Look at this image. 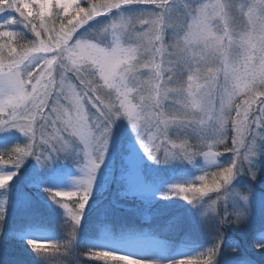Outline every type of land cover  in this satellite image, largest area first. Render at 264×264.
I'll list each match as a JSON object with an SVG mask.
<instances>
[{
  "label": "snow or ice",
  "instance_id": "obj_1",
  "mask_svg": "<svg viewBox=\"0 0 264 264\" xmlns=\"http://www.w3.org/2000/svg\"><path fill=\"white\" fill-rule=\"evenodd\" d=\"M12 130L27 140L0 152V238L13 189L40 211L30 158L79 172L44 189L66 235L28 240L36 264H264V0H0V133ZM175 166L200 174L169 183ZM129 200L142 225L118 218ZM204 232L209 247L176 257ZM82 234L111 247L80 249Z\"/></svg>",
  "mask_w": 264,
  "mask_h": 264
},
{
  "label": "rangeland",
  "instance_id": "obj_2",
  "mask_svg": "<svg viewBox=\"0 0 264 264\" xmlns=\"http://www.w3.org/2000/svg\"><path fill=\"white\" fill-rule=\"evenodd\" d=\"M126 123V122H122ZM27 140L26 137L23 136L17 130H12L7 133H0V152H3L5 149L13 148L17 144H23ZM137 150L138 146H137ZM141 155L142 152L140 153ZM147 165L151 166L152 168L157 167H167V166H156L151 161H147L146 157L144 158ZM5 171H13L14 169L8 168L4 169ZM29 173L39 175L40 177V187L36 189L33 185H28L26 190H33L38 191V203L40 206L39 213H27L23 207L18 202L15 189L11 191L8 195V208H9V215L6 217L8 222V227L13 228V235L11 238L8 239H16L18 241H23L22 243L28 244V240L30 239H56L59 240L58 237L61 235H66L64 231V221L65 217L63 214V209H60L58 205L52 203V201H48L49 194L44 189L45 188H53L56 190H68L73 186L74 180L79 175L78 169L72 164L70 161L60 160L56 162L50 170L46 173H42L40 165L34 159H29L24 168L21 169V174L23 176H27ZM169 177V183L175 182H183L190 179H193L195 176L200 174L199 168H192L191 166H175V168L171 172L164 173ZM14 185L19 187V178L17 181L13 182ZM167 185H164L161 188L156 189V198L159 200V195L163 191H165ZM42 195H46L47 198H42ZM111 197V193L105 194V199ZM4 199V195L0 194V202ZM133 201V200H131ZM138 202L137 200H134ZM186 202L184 201H177L174 204L170 205L174 211L183 212L184 209L181 207ZM140 205V201H139ZM190 207V206H189ZM118 218L125 220L129 223L142 225L143 220L142 218L136 214V208L129 207L127 211L121 210L118 212ZM237 234H240L244 240L245 245L248 244L247 237L243 236L242 233L238 232L235 228H232ZM8 239L0 238V264H6L3 261V256L5 255V243ZM93 240L94 242H89ZM204 239V244L209 242L212 243L211 233L204 232L198 233L196 236V241H202ZM79 246H83L85 248L88 247H111V245L106 244L101 238H89L87 236H81L79 241ZM201 244L199 243V248ZM205 247V246H204ZM80 248V247H79ZM125 250L126 249H120ZM7 251V250H6ZM176 257L178 258L180 254H183L186 250L184 249H173L172 250ZM8 258H6L7 260ZM80 259V258H79ZM81 264H90L93 262L94 264H98L101 261L95 260H88L86 257H81L80 259ZM31 264V263H28ZM33 264H36L34 261Z\"/></svg>",
  "mask_w": 264,
  "mask_h": 264
},
{
  "label": "trees",
  "instance_id": "obj_3",
  "mask_svg": "<svg viewBox=\"0 0 264 264\" xmlns=\"http://www.w3.org/2000/svg\"><path fill=\"white\" fill-rule=\"evenodd\" d=\"M81 3H83V0H81ZM8 150H10L9 147L7 149H5L4 151H8ZM42 198H47V196L42 195ZM48 198H49L48 201H52L51 197H48ZM52 203H54V202L52 201ZM126 203L128 204L129 207H132V208L139 207V201L135 202L134 200L133 201L129 200V201H126ZM59 235L60 236L58 237V239L62 241L65 238V235H61V233ZM228 235H230V236H241L240 234H237L234 230H230ZM22 242L23 241L20 242L16 239H8L6 241V243H5L6 247L4 248L5 249V255L3 256V261H5L6 264H28V263L33 264L34 261L36 262L37 254L31 249V246L29 244L22 243ZM243 242H244V240H243ZM199 243L201 244L200 248H199ZM212 243H213V241H212ZM197 244H198L197 248H190V249H184V250H186L187 252H193L194 253L195 251H203L205 248H207L211 245V244H209V242L204 244V239L202 241L197 240ZM78 247H80V249H85V247H83V246H78ZM81 257H79V258L81 259ZM6 258H8V259L6 260ZM1 264H3V263L1 262ZM90 264H94V263L91 262ZM98 264H104V262L101 261Z\"/></svg>",
  "mask_w": 264,
  "mask_h": 264
}]
</instances>
